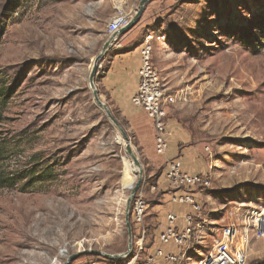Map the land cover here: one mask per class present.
<instances>
[{"label":"rangeland","instance_id":"obj_1","mask_svg":"<svg viewBox=\"0 0 264 264\" xmlns=\"http://www.w3.org/2000/svg\"><path fill=\"white\" fill-rule=\"evenodd\" d=\"M140 1L0 0V79L12 87L0 108V136L12 149L8 165L36 166L38 173L49 167L54 175L25 192L0 189V264H66L74 255L68 264L109 262L90 251H126V202L116 193L125 201L130 195L120 181L131 159L94 102L88 78L108 40V23L119 11L133 18ZM263 26L264 0H153L98 63L94 86L140 164L148 223L161 199L160 191L151 192L159 171L142 157L130 115L100 85L112 59L151 37L153 65L176 99L169 122L187 146L205 153L211 185L196 190L198 221L209 232L227 217L238 250L253 212L264 215ZM129 106L150 129L146 115ZM151 152L158 157L154 147ZM138 180L137 173L133 187ZM131 229L137 234L138 227ZM246 244L245 264H264V236L248 231ZM208 249V242L193 246L190 263Z\"/></svg>","mask_w":264,"mask_h":264},{"label":"built area","instance_id":"obj_2","mask_svg":"<svg viewBox=\"0 0 264 264\" xmlns=\"http://www.w3.org/2000/svg\"><path fill=\"white\" fill-rule=\"evenodd\" d=\"M131 16L119 11L108 23L107 39L111 45L119 43L117 32L124 28ZM151 37H146L139 50L140 65L137 70L138 83L129 102L134 110H141L148 120L154 133V150L157 155H163L168 149L169 110L176 103L175 96L169 93L158 71L153 65ZM207 150V148L205 149ZM165 178L169 187L168 203L187 206L189 211L181 217L173 210L165 212L166 227L156 238V246L152 252L147 244L144 229L147 203L141 191L131 200L129 215L132 226L138 227L137 234H132L131 249L123 254L116 263L113 261L89 262L87 264H245L247 232L252 231L256 237L264 236V215L253 212V216L238 237V244L242 248L233 249L230 236L231 228L225 225L227 217H223L218 228L203 230L200 221V202L196 198V190L207 189L211 185L209 175L189 174L183 170L182 162L178 158L166 163ZM155 187H151V192ZM231 215L227 212L226 216ZM181 220V225L178 224ZM245 224V223H244ZM205 234V235H203ZM208 242L209 249L205 254L190 263L192 258L189 251L195 245L204 246ZM234 242H237L235 239ZM200 251V250H199Z\"/></svg>","mask_w":264,"mask_h":264},{"label":"crops","instance_id":"obj_3","mask_svg":"<svg viewBox=\"0 0 264 264\" xmlns=\"http://www.w3.org/2000/svg\"><path fill=\"white\" fill-rule=\"evenodd\" d=\"M141 47V46H140ZM122 54L112 59L111 65L105 76L102 78L100 85L104 92L108 94V100L119 109L123 116H129V122L134 131V136L137 141V147L143 158L147 160V166L151 167V171H159L156 190L161 193V199L154 201L152 206L153 216L151 222H147L146 216L144 224L152 235L149 252H152L156 246V238L158 234L166 227L165 212L173 210L178 217L188 212L190 209L187 206L172 205L168 203L170 190L165 178L166 163L174 158H178L183 165V170L189 174H205L207 173V164L205 161V153L200 146H187L184 137L173 127L169 122L168 125V149L165 154L155 157L151 149L154 147V133L152 127L146 129L136 120V115H131L129 99L135 92L138 77L137 70L140 65L139 50ZM153 192V193H154ZM196 198L200 200L197 195ZM181 225V220H178ZM162 264V263H158Z\"/></svg>","mask_w":264,"mask_h":264},{"label":"water","instance_id":"obj_4","mask_svg":"<svg viewBox=\"0 0 264 264\" xmlns=\"http://www.w3.org/2000/svg\"><path fill=\"white\" fill-rule=\"evenodd\" d=\"M153 0H141L140 4H139V9L137 10L135 16L133 18L130 19L129 23L122 29H120L117 34L115 36L121 37L123 36L126 32H128L140 19L144 7L147 3L151 2ZM111 39H108L106 41V43L104 44L102 51L100 53V55H98L92 65L90 74H89V87L92 91V95H93V99L94 102L96 103V105L101 108L104 113L106 114L107 118L111 121V123L116 127V129L120 132L124 142L126 143L125 145V152L127 153V155L130 157L133 165L137 168V173L139 175V180L136 183V185L131 189L130 195L126 201V209H125V215H124V224H125V228L127 230V235H128V241H127V249L124 253L119 254L117 256H109L106 254H103L101 252L98 251H90L91 254H95V255H100L102 257H104L105 259H109V260H113V259H118L120 258L123 254H126L130 249H131V245H132V229H131V224H130V215H129V209H130V203L132 198L134 197V195L138 192L140 185H141V179H142V171L140 169V164L137 160V158L134 156V153L132 151V148L130 147V142L128 137L126 136L125 132L122 130L121 126L119 125V123L117 122L116 119L113 118V116L111 115V113L109 112L108 108L105 106L104 103L101 102V100L99 99L98 95H97V91L96 88L94 86V77L96 75L97 72V68H98V63L102 60V58L104 57V55L107 53V51L112 47L111 45ZM77 258V255L71 256L68 259V262L66 264H68L70 261H72L73 259Z\"/></svg>","mask_w":264,"mask_h":264},{"label":"trees","instance_id":"obj_5","mask_svg":"<svg viewBox=\"0 0 264 264\" xmlns=\"http://www.w3.org/2000/svg\"><path fill=\"white\" fill-rule=\"evenodd\" d=\"M260 41L264 44V26L259 29ZM12 87H7L0 79V108L7 102ZM11 147L7 139L0 136V189H13L25 192L37 183L52 180L53 173L49 167H45L41 172H37L36 166L30 169L12 170L8 165V159L11 157ZM146 240L148 246L152 240L150 231L144 224ZM112 261V260H108ZM114 262V261H113Z\"/></svg>","mask_w":264,"mask_h":264},{"label":"bare ground","instance_id":"obj_6","mask_svg":"<svg viewBox=\"0 0 264 264\" xmlns=\"http://www.w3.org/2000/svg\"><path fill=\"white\" fill-rule=\"evenodd\" d=\"M122 141V139H121ZM137 168L133 165L132 161H124V166H123V170H122V177H121V181H120V187L122 190H127L130 191L133 188V185L136 181V175H137ZM118 194V201L119 203L124 204L126 201L123 198V195L118 192L116 193ZM81 247V245H80Z\"/></svg>","mask_w":264,"mask_h":264}]
</instances>
